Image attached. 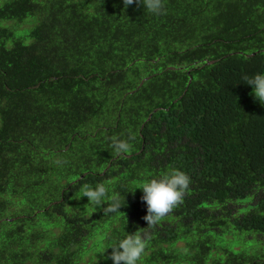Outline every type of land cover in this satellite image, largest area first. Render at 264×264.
Returning <instances> with one entry per match:
<instances>
[{"label": "trees", "instance_id": "16d2710c", "mask_svg": "<svg viewBox=\"0 0 264 264\" xmlns=\"http://www.w3.org/2000/svg\"><path fill=\"white\" fill-rule=\"evenodd\" d=\"M164 4L0 0V264H112L98 252L138 229L140 264H264V105L243 80L264 72V0ZM170 168L188 189L148 227L128 192ZM98 182L120 212L80 197Z\"/></svg>", "mask_w": 264, "mask_h": 264}, {"label": "clouds", "instance_id": "9594fccd", "mask_svg": "<svg viewBox=\"0 0 264 264\" xmlns=\"http://www.w3.org/2000/svg\"><path fill=\"white\" fill-rule=\"evenodd\" d=\"M134 0H124L125 5L132 4ZM143 9L154 15H161L165 11L164 0H139ZM244 83L251 86V94L259 104L264 105V72H256L243 77ZM111 146L117 154L127 153L131 150L128 140L113 137ZM57 164L65 163L62 159L56 160ZM190 177L188 174L177 168H170L162 172L158 177L144 179L138 186L133 187L128 193L135 189L142 192L141 200L146 205V214L143 219L147 226L157 224L171 209L182 199L188 189ZM80 197H86L88 202L95 206H104L105 201H110L104 206L105 212H120L121 197L119 193L110 192L109 187L104 182H98L95 186L83 184L80 188ZM125 203V199L123 196ZM148 233L141 232L140 229L129 234L113 239L104 246L99 254H103L106 249L111 252L104 259H110L112 264H140L148 243ZM97 253V254H98ZM96 259V257H95Z\"/></svg>", "mask_w": 264, "mask_h": 264}]
</instances>
